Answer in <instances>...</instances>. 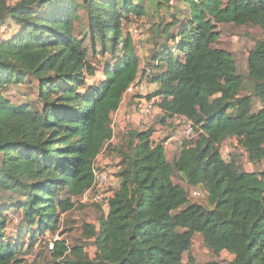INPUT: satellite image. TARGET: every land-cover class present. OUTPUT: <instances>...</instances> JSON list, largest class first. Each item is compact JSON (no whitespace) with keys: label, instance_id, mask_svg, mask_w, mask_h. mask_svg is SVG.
<instances>
[{"label":"trees","instance_id":"16d2710c","mask_svg":"<svg viewBox=\"0 0 264 264\" xmlns=\"http://www.w3.org/2000/svg\"><path fill=\"white\" fill-rule=\"evenodd\" d=\"M149 1L159 11L172 0H0V25L19 26L11 39L0 38V189L26 197L11 206L22 210L21 221L30 231L38 226L36 240L56 232L60 214L71 211L73 199L95 184L96 160L114 136L112 116L142 75L126 23L148 15ZM185 2V24L176 18L158 26L154 65L148 63L146 72L157 85L149 98H158L164 121L191 120L195 135L171 163L152 127L131 130L127 149H120V185L108 212L98 227L84 225L95 257L84 245L71 248L60 239L50 249L57 264H186V253L194 264L190 251L196 234L215 256L235 255L231 264H264V171H246L222 154L224 142L235 139L251 163L264 161V38L249 53L253 91L244 95L232 53L215 46L220 24L264 30V0ZM81 11L86 31L78 34ZM161 37L167 43H160ZM97 39L114 65L91 85L87 77L97 69L89 56L97 55ZM27 75L37 80L41 110L15 105L6 94ZM176 173L205 190L206 205L190 203ZM8 226L0 210V264H26L23 245L8 238Z\"/></svg>","mask_w":264,"mask_h":264},{"label":"rangeland","instance_id":"374dc122","mask_svg":"<svg viewBox=\"0 0 264 264\" xmlns=\"http://www.w3.org/2000/svg\"><path fill=\"white\" fill-rule=\"evenodd\" d=\"M18 0H8L9 4H15ZM80 1V0H77ZM170 6L161 8L157 11L156 5L153 2H148L147 9L148 15L142 18L131 17L126 23L127 33H131L134 38V46L142 59V79L139 84L134 88L133 92H127L128 95L133 96V104L129 105V110H125L126 106L123 105V111H117L112 116V127L114 129L113 139L105 145L102 153L96 160V169L99 175L105 172L108 180L102 185L104 198L111 197L115 189L119 187L120 181L117 173L123 163L120 149H127L126 146L129 142V133L131 130H143L152 127L154 130L153 139L156 143H163L166 148L168 160L173 163L179 156L181 146L184 141L191 138L186 132V119L179 117L174 119H166L161 109L154 107V112L151 115H146L139 110L138 100L146 99L157 101L158 98L149 97L157 89L155 83L148 81L146 72V65L153 64L151 56L153 52L158 49L154 44L157 42L155 36L158 26L164 23H170L174 19H180L181 25L186 23V14L188 5L185 0H172ZM225 4L228 0H223ZM83 21L81 25L78 23L77 33L86 31V17L81 11ZM11 25V26H9ZM85 26V27H84ZM180 28H173L172 33L177 34ZM218 32L220 34L219 41L215 44L216 47L225 49L232 53L238 68V72L243 76L245 87L242 94H249L253 91V81L248 77V56L251 50L255 47L258 40L264 38V30L255 25L236 26L234 24H220L218 25ZM19 32V26L16 24L0 25V38L9 40ZM160 43H167L166 37H161ZM85 44L90 47L91 42L89 39ZM173 46V42L168 43ZM95 50L97 55L90 52V62L96 67L97 73L95 76H88L89 84L100 83L104 76V70L107 65L113 64L114 57L110 52H102V44L99 39L96 40ZM114 65V64H113ZM13 94V103L15 105L31 104L33 109L41 110L42 105L38 102V89L36 78L27 75L25 80L21 83L11 85L6 94ZM126 94V96H127ZM128 97V96H127ZM124 97L123 101H127ZM136 101V102H135ZM123 103V102H122ZM122 106V105H121ZM256 109L259 107L257 102ZM121 108V107H120ZM161 111V112H160ZM222 154L226 160L232 161L235 159L238 164L246 171H264V161L260 164H253L248 160V155L242 149L235 139H229L224 142L222 146ZM176 183L182 184L189 192L190 203H197L206 205L207 197L203 188H196L189 186L179 174L174 175ZM96 189H92L87 194L74 198L75 207L67 212L62 213L57 219V230L52 232L48 230L43 235L33 238L38 226H32L33 230L30 231L29 225L21 221L22 210H13L14 206L11 203L15 200H24L22 194L15 192H5L0 189V210L2 215L6 216L9 226L7 228L8 238L12 239L23 245L21 251L26 264H57L53 258L52 251L48 248L49 238L58 236L67 242L69 247L75 245H84V249L88 255L95 257L96 247L91 239L84 238V225L86 223L99 225V217L108 212L106 201L98 203L95 200ZM4 207V209H2ZM14 211V212H13ZM31 228V229H32ZM86 242V243H85ZM32 245V246H30ZM190 255L194 259V264H205L207 262H216L217 264H231L232 255L227 251H222L219 256H215L213 251L204 243L203 237L196 234L193 238V245ZM184 262L190 264L189 254L184 255Z\"/></svg>","mask_w":264,"mask_h":264},{"label":"built area","instance_id":"2783aa9c","mask_svg":"<svg viewBox=\"0 0 264 264\" xmlns=\"http://www.w3.org/2000/svg\"><path fill=\"white\" fill-rule=\"evenodd\" d=\"M171 2H173V1H171ZM136 85L137 84L131 85V87L129 88L128 92H133ZM13 94L14 93H10V94H8V96L10 98H12L13 97ZM137 104L139 106V110L142 113L146 114V115H151L154 112V107L155 108L157 107V104H156V101L155 100H149V101H147L146 99H139ZM186 132L191 137H193L195 135L194 134L193 123H192L191 120H188V119H186ZM94 172L96 174L95 184H94V186L90 190L86 191L84 194H87L92 189H96V192H95L96 193V195H95L96 202H98V203H101V202L104 203V201H106V205H107L110 197H108V198L105 197L104 198L103 191H102V185L108 180V177H107V175H106L105 172H102V174L99 175V172L96 169V164L94 166ZM57 240H60V238L58 236L53 237V238H49V240H48V247L51 250L54 249L55 242Z\"/></svg>","mask_w":264,"mask_h":264},{"label":"crops","instance_id":"0c3cea01","mask_svg":"<svg viewBox=\"0 0 264 264\" xmlns=\"http://www.w3.org/2000/svg\"><path fill=\"white\" fill-rule=\"evenodd\" d=\"M141 78H142V77H141ZM141 78L138 80L139 83H140V81H141ZM139 83H137V84H139ZM127 96H128V97H127ZM127 96L125 95V97L128 98L127 101H126V102L123 101L122 106H121V108L119 109V111H121L122 113L125 112V110H129V105H130V104H133V102H134V101H133V99H134L133 96L131 97V95H128V94H127ZM135 102H136V101H135ZM123 105L126 106V108H125L124 111H123ZM119 111H118V112H119ZM118 112H117V113H118ZM160 112H161V111H160ZM227 252H228V251H227ZM230 254H231V253H230ZM231 255L233 256L231 261H233L234 258H235V255H233V254H231Z\"/></svg>","mask_w":264,"mask_h":264}]
</instances>
